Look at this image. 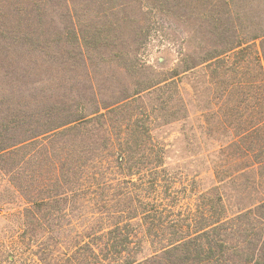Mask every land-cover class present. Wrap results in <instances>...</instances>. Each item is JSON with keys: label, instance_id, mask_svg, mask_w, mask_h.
Instances as JSON below:
<instances>
[{"label": "trees", "instance_id": "1", "mask_svg": "<svg viewBox=\"0 0 264 264\" xmlns=\"http://www.w3.org/2000/svg\"><path fill=\"white\" fill-rule=\"evenodd\" d=\"M76 12L74 0H0V78L71 63L74 49L86 58V28L98 25ZM203 18L201 42L164 69L130 59L137 55L135 36L122 68L135 82L117 100L75 95L74 106L63 100L47 114L55 119L50 125L31 114L18 117L19 127L0 125V133H12L0 134V168L8 165L14 174L47 133L74 131V264H264V0H206ZM149 94L156 115L147 108ZM136 102L143 104L140 112ZM163 117L197 121L189 128L199 131L198 141L192 142L194 134L189 140L191 152L204 160L210 185L194 206H179L178 192H194L202 180L187 178L175 187L167 146L153 132ZM67 159L56 167L67 168ZM54 185L60 189L61 180ZM27 199L31 223L40 202ZM66 243L56 240L42 251L54 256Z\"/></svg>", "mask_w": 264, "mask_h": 264}, {"label": "rangeland", "instance_id": "2", "mask_svg": "<svg viewBox=\"0 0 264 264\" xmlns=\"http://www.w3.org/2000/svg\"><path fill=\"white\" fill-rule=\"evenodd\" d=\"M74 3L77 19L84 22L95 18L92 21L98 25L97 31L90 27L85 31L90 38L88 56L83 58L74 49L71 63L50 64L38 74L25 78H0V125L7 123L19 127L18 117L23 115L29 119V114L31 120L41 115V122L50 125L55 119L47 114L61 106L63 100L74 106L75 95L98 93L107 102L117 100L124 89L135 82L131 74L122 71L130 61L126 50L132 46L129 43L135 36L132 48L137 50V55H130V59L140 65L164 69L186 49L201 42L205 33L206 0H100L96 4L93 0H74ZM184 86L189 90L187 81ZM154 100L155 95L149 94L145 101L147 108L156 115ZM136 104L132 107L140 112L143 107L139 106L143 104ZM190 109L194 119L197 116L195 106ZM192 124L197 125V121L167 123L164 117L153 123L155 137L167 146L166 166L176 172L175 187L181 188L188 182L187 178L202 180L195 183L194 192L187 195L178 192L181 207L194 206L198 193L210 185V173L204 160L191 152L194 146L189 140L193 134L192 142L199 139V131L189 130ZM0 134L1 138L12 135L3 130ZM52 134L56 133L46 134L41 148L29 147L32 156L20 174H14L8 165L0 168V264H74V169L70 153L74 131L50 137ZM66 157L67 168L56 167V162ZM59 180L60 189L54 185V181ZM17 183L22 184V188ZM57 189L60 195H55ZM30 197L40 202L33 206L34 224L28 221L30 214L25 212L30 206L27 199ZM56 240H66V250H57L54 256L47 250L42 251ZM144 241L148 253L151 248L147 237Z\"/></svg>", "mask_w": 264, "mask_h": 264}]
</instances>
